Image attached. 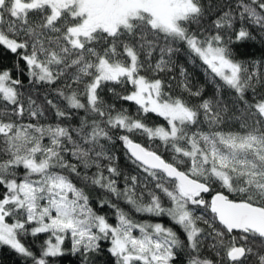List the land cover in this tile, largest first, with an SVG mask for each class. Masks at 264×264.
Wrapping results in <instances>:
<instances>
[{
  "label": "snow or ice",
  "instance_id": "6c2138e0",
  "mask_svg": "<svg viewBox=\"0 0 264 264\" xmlns=\"http://www.w3.org/2000/svg\"><path fill=\"white\" fill-rule=\"evenodd\" d=\"M252 29L264 0H0V246L24 264H55L66 241L83 264H264Z\"/></svg>",
  "mask_w": 264,
  "mask_h": 264
},
{
  "label": "trees",
  "instance_id": "16d2710c",
  "mask_svg": "<svg viewBox=\"0 0 264 264\" xmlns=\"http://www.w3.org/2000/svg\"><path fill=\"white\" fill-rule=\"evenodd\" d=\"M207 2V0H205ZM195 27V26H193ZM253 35L256 37L255 40L247 41L246 46L240 49L241 53H243V59L245 60H257V61H264V36H262L256 29H252ZM178 65H183L184 68L187 70L189 80L193 87L197 86H204L205 88V96L210 97L212 95L213 85L209 82V78L205 73V67L201 65L200 61H196L195 63L191 62L183 52L178 54L177 56ZM179 73V66L175 70V73L178 76ZM167 79V77H166ZM25 84L27 85V79H25ZM175 84V81H173ZM174 94H179L178 89H173ZM34 98H38L39 100H43L45 92L41 89L39 93L36 91L32 92ZM107 99L111 100V96L108 93H105ZM224 96L227 98L228 93L227 91L224 93ZM127 106V105H126ZM134 111V106H129ZM159 120V118H154ZM78 120V117L72 121L75 124ZM138 140H142V138L137 137ZM115 154L118 157V164L125 171V173L131 172L135 174L134 167L127 161L124 152L119 144L116 145ZM167 156V153H165ZM120 186H123V180L120 181ZM95 195V194H94ZM108 214L110 219L114 222V216L111 215V209L105 210ZM137 219H149L148 217H137ZM158 222V221H156ZM165 223L168 221L164 220ZM46 238L45 235H41L39 237H32L26 236L23 238L24 243L32 248L33 251L38 252L40 249L43 240ZM65 254L61 257L55 259V264H83V257L79 254H73L71 252V246L68 241L65 244ZM109 257L107 255H101L94 258L95 264H104V261L108 260ZM0 264H24V259L13 251L8 249L7 247L0 246Z\"/></svg>",
  "mask_w": 264,
  "mask_h": 264
},
{
  "label": "rangeland",
  "instance_id": "374dc122",
  "mask_svg": "<svg viewBox=\"0 0 264 264\" xmlns=\"http://www.w3.org/2000/svg\"><path fill=\"white\" fill-rule=\"evenodd\" d=\"M70 243V242H69Z\"/></svg>",
  "mask_w": 264,
  "mask_h": 264
}]
</instances>
